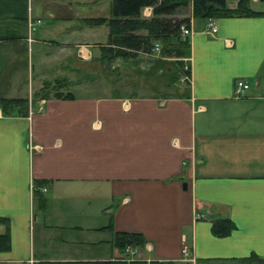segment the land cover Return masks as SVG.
Here are the masks:
<instances>
[{
	"label": "crops",
	"instance_id": "crops-1",
	"mask_svg": "<svg viewBox=\"0 0 264 264\" xmlns=\"http://www.w3.org/2000/svg\"><path fill=\"white\" fill-rule=\"evenodd\" d=\"M104 1L0 0V98L27 100L24 114L0 107V233L9 236L0 264L114 260V232L142 236L141 261L260 264L264 9L250 0L262 14L213 18L214 33L208 19L190 18L183 93H81L97 81L76 72L105 43V24L88 23L109 17L99 13ZM146 55L133 57L143 73ZM151 68L162 72L159 62ZM236 79L249 85L241 97ZM52 84L69 95L35 94ZM222 217L235 228L213 236L210 222Z\"/></svg>",
	"mask_w": 264,
	"mask_h": 264
},
{
	"label": "trees",
	"instance_id": "trees-1",
	"mask_svg": "<svg viewBox=\"0 0 264 264\" xmlns=\"http://www.w3.org/2000/svg\"><path fill=\"white\" fill-rule=\"evenodd\" d=\"M234 1V7L227 3ZM250 0H111L108 18L97 17L88 19L91 25L105 24L107 36L101 60L126 59L136 53L150 54L154 44H158L161 56H188L189 44L187 36L180 35V28L189 26L190 18L213 19L229 16H252L263 12L254 11L249 7ZM150 7V16L145 18L141 10ZM188 13V15H187ZM102 48V46H100ZM102 51V49H101ZM69 94L53 93L55 97ZM26 99L0 98L3 113L7 109H16V113L24 114ZM6 220L0 218V223ZM108 227V226H107ZM235 228L233 222L226 217L214 218L210 222V233L216 237H224ZM143 238L136 232H114L113 245L122 250L126 245L140 247ZM9 248L7 229L0 233V251ZM260 264L264 261L258 260ZM143 261H40L34 264H190L187 261L150 260Z\"/></svg>",
	"mask_w": 264,
	"mask_h": 264
},
{
	"label": "rangeland",
	"instance_id": "rangeland-1",
	"mask_svg": "<svg viewBox=\"0 0 264 264\" xmlns=\"http://www.w3.org/2000/svg\"><path fill=\"white\" fill-rule=\"evenodd\" d=\"M100 1V0H99ZM106 1V0H105ZM104 1V4L99 6V13L103 16H109V3ZM250 3V1H249ZM251 8L255 9H264V0H258L257 3H253L250 5ZM88 12H95L97 8L85 7ZM188 15V13H187ZM49 20H43L42 26H48L50 23ZM38 22V21H37ZM56 22V21H54ZM52 22V23H54ZM102 29L103 27H99L97 29V33L94 34V38H101L102 37ZM106 42V40H105ZM158 45V44H157ZM102 48H99V55L97 59H93L92 62H88L86 64H81V67L78 68L79 70L76 72V75L80 71L79 74L83 76H92L97 79V81L92 84L88 85L87 89L81 90L79 92L84 93L88 92V94L95 93L97 95H104L114 93H123V92H130L132 94H156L164 93L165 95H175L176 93H183V91L187 88L188 80L185 78L187 77V65H186V56L174 57L168 60H164L166 57L161 56L160 52L158 54L155 53V56L146 55L142 57L140 60L144 62L146 66L149 64V69L141 72L138 68V64L136 61L133 60L134 56H129L126 59L115 58L111 59L110 61L101 60L100 56L104 53L105 43H103ZM159 46V45H158ZM160 47V46H159ZM102 49V51H101ZM151 54H154L151 52ZM35 60L33 61V63ZM162 65V72L153 71L150 67H153L157 63ZM37 71L36 65H34L33 69H28L27 74L24 76V83L25 85L30 83L34 80L35 73ZM73 73V72H72ZM74 75V73H73ZM50 77V76H49ZM172 78L178 88L173 90V87H166L165 84H162L165 78ZM43 87V86H42ZM41 87V88H42ZM40 89V88H39ZM38 89V90H39ZM36 90L35 94H42V93H49V95H53L54 92L58 90V87L55 84L50 86H45L41 89V91ZM73 91V89H68ZM45 91V92H44ZM61 91H65L64 88ZM78 91V90H77ZM15 109H7L8 113L14 112ZM143 243V242H142ZM142 246V244H141ZM187 248L185 249L187 253ZM188 255H185V259ZM121 257V259H120ZM125 253H122L120 250L119 258H114V260H122L125 261L127 258ZM126 258V259H125ZM132 261H141L138 258V255L132 258ZM148 261H143L142 263H147ZM260 263V262H259ZM228 264V263H227ZM230 264V263H229ZM231 264H256L254 261L244 260L239 262H234Z\"/></svg>",
	"mask_w": 264,
	"mask_h": 264
},
{
	"label": "built area",
	"instance_id": "built-area-1",
	"mask_svg": "<svg viewBox=\"0 0 264 264\" xmlns=\"http://www.w3.org/2000/svg\"><path fill=\"white\" fill-rule=\"evenodd\" d=\"M207 29L210 33H214L215 32V26L213 25V23L211 22V19H208L207 21ZM189 34V30L187 28H180V35L181 36H187ZM152 53H159V46L157 44H154L152 49H151ZM249 90V85L245 80L242 79H236L233 83V96L234 97H241L243 96L247 91ZM186 248H183V254L184 256L187 255ZM122 253H125V255L128 257H126L125 261H132V258L136 257L138 255L137 253V249L136 247H132L129 245H126L123 249H122ZM121 259V257H120Z\"/></svg>",
	"mask_w": 264,
	"mask_h": 264
}]
</instances>
